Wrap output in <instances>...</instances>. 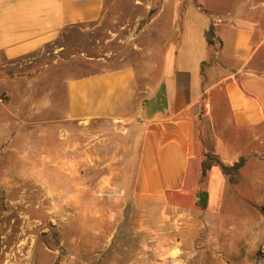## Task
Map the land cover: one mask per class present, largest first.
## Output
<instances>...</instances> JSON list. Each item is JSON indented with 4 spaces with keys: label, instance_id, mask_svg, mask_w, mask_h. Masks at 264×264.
Returning a JSON list of instances; mask_svg holds the SVG:
<instances>
[{
    "label": "crops",
    "instance_id": "crops-1",
    "mask_svg": "<svg viewBox=\"0 0 264 264\" xmlns=\"http://www.w3.org/2000/svg\"><path fill=\"white\" fill-rule=\"evenodd\" d=\"M104 7L105 0H0V55L15 61L32 54L65 28L99 21ZM210 26L212 46L205 39ZM135 37L137 51L156 57L143 62L142 71L130 65L64 83L66 124L82 133L96 124L103 134L98 143L106 152L98 170L88 155L76 160L75 143L67 144L71 155L55 158L56 168H50L38 123V138L9 159L21 165L16 176L22 182L51 173L66 181L82 166L99 181L117 180L122 196L146 213L156 204L186 211L202 189L203 153L225 164L261 155L264 0H161ZM30 147L38 154L33 159L26 155ZM205 181L211 204L226 177L213 166ZM69 190L72 197L83 193Z\"/></svg>",
    "mask_w": 264,
    "mask_h": 264
},
{
    "label": "rangeland",
    "instance_id": "rangeland-1",
    "mask_svg": "<svg viewBox=\"0 0 264 264\" xmlns=\"http://www.w3.org/2000/svg\"><path fill=\"white\" fill-rule=\"evenodd\" d=\"M160 1L105 0L99 21L65 28L53 43L15 61L0 55V128L10 126L0 131V264H264V150L236 160L242 166L225 176L205 209L156 204L148 213L122 196L117 180L99 181L82 166L66 181L51 173L22 182L21 165L9 162L38 138L40 123L41 155L50 168L75 143L76 160L88 155L98 170L103 134L96 124L87 133L66 124L64 83L130 65L142 71L156 57L137 51L135 35ZM26 152L38 156L33 147ZM69 186L83 193L72 197ZM239 207L251 216L235 219ZM252 236L259 239L253 249Z\"/></svg>",
    "mask_w": 264,
    "mask_h": 264
},
{
    "label": "trees",
    "instance_id": "trees-1",
    "mask_svg": "<svg viewBox=\"0 0 264 264\" xmlns=\"http://www.w3.org/2000/svg\"><path fill=\"white\" fill-rule=\"evenodd\" d=\"M205 39L209 46L213 45V28L210 26L209 29L205 32ZM217 166L220 168L223 175H230L232 171H237L242 166V160L235 162L234 164H225L223 163L217 155L210 153H203L200 163V180L199 183L201 186L204 185V181L207 176V172L213 167ZM208 203V192L206 189H201L197 193V202L196 205L201 209H205Z\"/></svg>",
    "mask_w": 264,
    "mask_h": 264
},
{
    "label": "bare ground",
    "instance_id": "bare-ground-1",
    "mask_svg": "<svg viewBox=\"0 0 264 264\" xmlns=\"http://www.w3.org/2000/svg\"><path fill=\"white\" fill-rule=\"evenodd\" d=\"M231 199V198H230ZM233 200V199H232ZM229 203H230V201H229ZM243 212V209H242V207H239V209L237 210V213H235V219H236V217L237 216H240V214L241 215H243V214H249V216H251V213H242ZM218 214H219V212H218ZM217 215V214H216ZM248 216V217H249ZM219 218V217H218ZM253 218V217H252ZM219 220V219H218ZM216 221V220H215ZM212 223V222H211ZM214 223V226L215 225H217V224H215L216 222H213ZM243 223V222H242ZM210 225H212V224H210ZM238 225V224H237ZM240 226H242L243 227V225H241L240 224ZM239 226V227H240ZM216 227V226H215ZM212 232H213V230H212ZM217 233V232H216ZM214 234V233H213ZM221 237V236H220ZM219 239V238H218ZM217 240V239H216ZM213 242H214V240H213ZM218 242V241H217ZM221 242V241H220ZM215 244H216V242H215ZM257 244H259V239H258V237H253L252 236V239H251V241H249V245H250V247H251V249H253V248H255V246H257ZM218 246H222V244H219ZM262 246V250H263V252H264V243L261 245ZM225 248V247H224ZM218 249V248H217ZM221 249H223L222 247H221ZM250 249V250H251ZM219 250V249H218ZM230 250V249H229ZM247 251V250H246ZM224 252H225V249H224ZM229 252H231V251H229ZM228 257V256H227ZM247 261V260H246ZM256 262V260L255 261H252V263L254 264ZM243 263V262H242ZM251 263V264H252ZM248 264V263H247ZM257 264H263V263H257Z\"/></svg>",
    "mask_w": 264,
    "mask_h": 264
},
{
    "label": "built area",
    "instance_id": "built-area-1",
    "mask_svg": "<svg viewBox=\"0 0 264 264\" xmlns=\"http://www.w3.org/2000/svg\"><path fill=\"white\" fill-rule=\"evenodd\" d=\"M217 22H220V20H217Z\"/></svg>",
    "mask_w": 264,
    "mask_h": 264
}]
</instances>
